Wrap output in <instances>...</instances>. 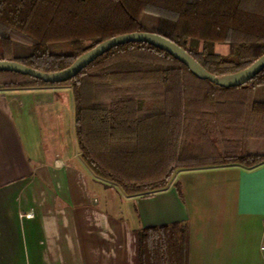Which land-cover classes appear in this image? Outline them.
Here are the masks:
<instances>
[{
	"label": "trees",
	"instance_id": "obj_1",
	"mask_svg": "<svg viewBox=\"0 0 264 264\" xmlns=\"http://www.w3.org/2000/svg\"><path fill=\"white\" fill-rule=\"evenodd\" d=\"M155 32L214 74L239 71L264 54V0H0V59L53 72L116 35ZM226 45V54L215 50ZM68 86L80 157L129 195L151 196L179 170L264 163V69L223 88L142 42L114 47L76 76L44 83L0 72V90ZM139 264H187L188 225L142 228Z\"/></svg>",
	"mask_w": 264,
	"mask_h": 264
},
{
	"label": "crops",
	"instance_id": "obj_2",
	"mask_svg": "<svg viewBox=\"0 0 264 264\" xmlns=\"http://www.w3.org/2000/svg\"><path fill=\"white\" fill-rule=\"evenodd\" d=\"M142 23L156 31L158 18ZM261 173L179 170L165 189L127 196L80 157L70 87L0 90V264H139L138 231L173 223L188 225L187 264H264Z\"/></svg>",
	"mask_w": 264,
	"mask_h": 264
},
{
	"label": "water",
	"instance_id": "obj_3",
	"mask_svg": "<svg viewBox=\"0 0 264 264\" xmlns=\"http://www.w3.org/2000/svg\"><path fill=\"white\" fill-rule=\"evenodd\" d=\"M142 42L167 52L170 56L184 64L197 78L207 80L223 88L239 87L253 79L264 69V54L249 66L228 74H214L201 66L185 49L173 41L159 35L155 31L130 32L108 38L93 48L79 55L68 67L45 72L31 68L25 64L0 59V72H15L32 77L44 83H62L76 76L87 65L110 49L127 43Z\"/></svg>",
	"mask_w": 264,
	"mask_h": 264
},
{
	"label": "snow or ice",
	"instance_id": "obj_4",
	"mask_svg": "<svg viewBox=\"0 0 264 264\" xmlns=\"http://www.w3.org/2000/svg\"><path fill=\"white\" fill-rule=\"evenodd\" d=\"M260 195H261V202L264 204V173L260 174Z\"/></svg>",
	"mask_w": 264,
	"mask_h": 264
},
{
	"label": "built area",
	"instance_id": "obj_5",
	"mask_svg": "<svg viewBox=\"0 0 264 264\" xmlns=\"http://www.w3.org/2000/svg\"><path fill=\"white\" fill-rule=\"evenodd\" d=\"M26 216H31V214H26ZM261 251L264 252V217L262 223V244H261Z\"/></svg>",
	"mask_w": 264,
	"mask_h": 264
},
{
	"label": "rangeland",
	"instance_id": "obj_6",
	"mask_svg": "<svg viewBox=\"0 0 264 264\" xmlns=\"http://www.w3.org/2000/svg\"><path fill=\"white\" fill-rule=\"evenodd\" d=\"M148 21H150V19H148ZM220 49H223L222 47H220ZM254 143V142H253Z\"/></svg>",
	"mask_w": 264,
	"mask_h": 264
}]
</instances>
